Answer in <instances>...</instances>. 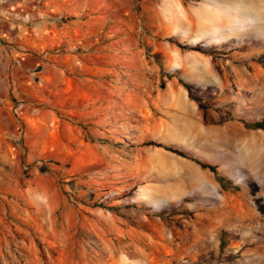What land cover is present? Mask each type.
<instances>
[{
    "label": "rangeland",
    "instance_id": "obj_1",
    "mask_svg": "<svg viewBox=\"0 0 264 264\" xmlns=\"http://www.w3.org/2000/svg\"><path fill=\"white\" fill-rule=\"evenodd\" d=\"M146 1L125 0L133 17L130 34L141 48L142 63L135 59L131 65L146 70L123 74V82L127 87L139 77L158 86L185 83L188 116L173 107L165 115L167 128L159 131L162 112L154 101L139 113L127 107L123 136L114 134L113 124L107 127L108 149H68L87 140L86 119L75 114L72 90L82 84L84 70L77 63L73 69L68 57L83 52L84 42L46 49L62 58V67L46 74L44 89L38 86L36 59H28L33 71L23 75L26 84L13 90L10 82L0 92V186L42 175L58 187L57 210L66 214L54 218L50 233L25 226L19 234L4 233L9 258L28 260L31 242L42 264H264V130L251 127L264 121V0H152L156 12L167 15L159 32L141 12ZM165 1L170 6L160 10ZM160 40L168 46L165 52L154 49ZM28 47L36 56V44ZM53 84L60 102L44 105L41 98L52 100ZM51 110L59 121L50 124L57 133L44 139L45 151L39 133L25 146L8 131L16 128L7 125L12 117L18 122L26 112L49 118ZM70 124H77V138L70 136ZM164 146L215 165L217 173ZM21 210L30 222V208ZM1 213V224H10L7 212Z\"/></svg>",
    "mask_w": 264,
    "mask_h": 264
},
{
    "label": "crops",
    "instance_id": "obj_2",
    "mask_svg": "<svg viewBox=\"0 0 264 264\" xmlns=\"http://www.w3.org/2000/svg\"><path fill=\"white\" fill-rule=\"evenodd\" d=\"M161 3L163 7L159 6V9L163 10L170 6L171 1ZM178 3H176L177 6ZM156 8L158 7L155 3L149 0L143 4L141 12L143 16L146 14L149 16H145L149 24H154L155 32H159L164 30L162 25H166L164 16L167 17V15L159 14ZM211 8L214 7L211 6ZM98 10L101 11L100 14H92ZM151 15H156L154 18L155 21L157 20L156 23L152 22ZM132 19L131 9L125 0H0V92L8 91L11 88L10 82L13 83V90L26 84L22 77L33 71L28 65L30 58H35L37 61L35 73L41 74L38 86L44 89L45 81L48 80L46 74L50 72L53 75L58 74L62 67V58L59 59L56 54L45 53L46 49L60 44L70 46L76 41L83 40L84 51L80 54L68 55V57L73 69L77 67L75 65L77 63L84 70L82 84L72 87V90L75 95L73 97L75 114L84 115L86 119L84 134L87 140L83 141L82 145H69L68 149L80 148L95 151L108 149L103 144L105 138L110 136L108 125L113 124L112 126L117 130L113 131L114 134L117 137L121 136L120 129L124 128L126 120L125 108L134 107L133 111L139 113L141 108L150 101H154L162 112V116L157 120L156 129L165 130L168 126L165 115L171 114L173 107L179 110L177 114L188 116V91L182 82L180 84L170 80L158 86L153 82H143L139 77L133 78L130 85L125 86L123 74H142L146 70L143 65H131L132 62L135 63V59L141 61V48L137 47L134 37L130 34ZM100 27L103 31L101 33L98 32ZM30 42L35 43L38 48L36 56L33 57L27 52ZM163 42L164 40H160L158 45H154V49L159 50L157 52H165L167 49L168 46ZM172 51L180 54L177 48ZM109 76L112 77L110 82L107 80ZM54 79L51 77V80ZM55 87L53 84L52 100L48 97L41 98L44 105L46 102L55 103L52 106L59 104L57 95L60 89ZM78 96L82 98V101L77 100ZM80 107H84L83 110H80ZM17 111L18 109H15V112ZM51 113L49 118H40L25 112L20 116L19 123L12 117L8 119L7 125L11 126L12 122L16 128L15 130L10 128L8 131L14 138L24 139L25 146L28 137L39 133L43 138L40 149L45 151L49 149V146L44 139L51 132L57 133L54 129L51 130L50 124L53 123L55 126L59 121L52 110ZM74 125H69L70 136L77 138L79 132H77V124ZM11 151L14 155L13 149ZM7 155L5 152V156ZM7 160L10 164H15L14 159ZM45 178L37 174L26 178L15 177L4 186H0V213L7 212L9 220L6 221L10 222L8 225L1 224V213L0 264H42L39 258L33 257L36 253L31 242L28 243L32 256L28 260L21 263L9 258L8 255L11 256V253L4 238L5 234H19L24 230V226L32 228L36 233L42 234L43 231L50 233L51 231L49 232L47 228L52 230V223L57 215L65 219L66 212L57 210L61 199L58 187ZM10 192L12 195L8 198L7 194ZM23 206L30 208L31 221L28 223L24 222L28 217L21 210ZM13 220L16 221V225ZM13 245L21 246L23 241L21 245L19 243H13Z\"/></svg>",
    "mask_w": 264,
    "mask_h": 264
},
{
    "label": "trees",
    "instance_id": "obj_3",
    "mask_svg": "<svg viewBox=\"0 0 264 264\" xmlns=\"http://www.w3.org/2000/svg\"><path fill=\"white\" fill-rule=\"evenodd\" d=\"M192 49H195V48H192ZM195 50H198V49H195ZM183 85L188 88V86L183 83ZM252 128H260V129H263L264 130V121H259V122H256L254 123L252 126ZM146 144H149V145H156V146H161L160 144L158 143H155V142H148ZM165 147V146H164ZM166 149L170 150V151H173V152H178L180 155H182L183 157H186V158H189V159H192L193 161H195L197 164L200 165L201 168H204V169H209L210 171L214 172V173H217L216 171V166L215 165H212V164H209V163H205L203 161H201L200 159L198 158H194V157H190L189 155L185 154V153H181L180 151L176 150V149H172L171 147H165ZM216 178L217 180L219 181H222L223 178L222 177H219L217 174H216ZM250 188L252 190V192H256V185L255 184H251L250 185Z\"/></svg>",
    "mask_w": 264,
    "mask_h": 264
},
{
    "label": "built area",
    "instance_id": "obj_4",
    "mask_svg": "<svg viewBox=\"0 0 264 264\" xmlns=\"http://www.w3.org/2000/svg\"><path fill=\"white\" fill-rule=\"evenodd\" d=\"M137 2L139 4V3H141V0H137ZM137 29H138L139 33L143 35L144 29L142 27V24H141L140 20L138 21V27H137ZM35 163L36 164H41V160H36Z\"/></svg>",
    "mask_w": 264,
    "mask_h": 264
}]
</instances>
